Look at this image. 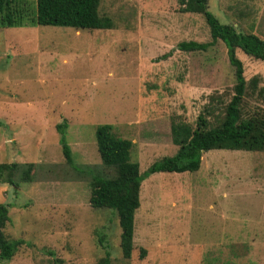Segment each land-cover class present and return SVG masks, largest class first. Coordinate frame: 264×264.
I'll return each mask as SVG.
<instances>
[{
  "label": "rangeland",
  "instance_id": "374dc122",
  "mask_svg": "<svg viewBox=\"0 0 264 264\" xmlns=\"http://www.w3.org/2000/svg\"><path fill=\"white\" fill-rule=\"evenodd\" d=\"M24 1L35 11L36 0ZM208 6L264 39V0ZM99 13L112 28L0 26V162L36 164L33 181L0 182L3 232L22 239L0 264H97L106 250L110 264H264V150L211 149L196 171L146 175L132 254L122 256L116 213L89 203L85 168L101 165L96 126L111 124L132 142L142 173L176 153L173 124L195 129L199 114L209 127L222 120L235 76L219 39L206 50L177 48L210 40L203 15L181 11L178 0H100ZM236 55L245 112L264 109V60ZM61 135L84 171L65 162Z\"/></svg>",
  "mask_w": 264,
  "mask_h": 264
},
{
  "label": "trees",
  "instance_id": "16d2710c",
  "mask_svg": "<svg viewBox=\"0 0 264 264\" xmlns=\"http://www.w3.org/2000/svg\"><path fill=\"white\" fill-rule=\"evenodd\" d=\"M183 12L200 13L209 28L210 40L198 42L183 40L177 45L181 51L206 50L218 39L225 47L229 63L234 67L233 94L224 106L222 120L215 126L198 115L197 126L191 129L186 123L172 125V139L177 151L151 163L140 173L139 165L131 160L132 142L115 135L111 124L95 128V141L101 159L99 168L86 167L90 174L89 203L93 208H107L117 215L120 227V249L124 258H130L133 250L134 214L139 207V191L143 178L155 172L196 171L201 164L203 151L211 149L264 150V109L257 107L247 113L244 110L247 83L243 75L242 61L236 49L264 60V39L253 32H244L231 23L221 22L208 6L209 0H178ZM100 0H36L35 11L24 0H0V26L57 25L79 29L112 28L107 15L99 13ZM165 56V55H164ZM252 88L256 81L250 82ZM63 125L57 127L62 130ZM65 162L75 171H84L74 164L72 151L61 135ZM34 162H0V182L15 187L22 182L33 181ZM82 167V166H81ZM9 204L0 203V263L10 260L18 250L22 239L7 238L3 232ZM143 257L145 249L140 248ZM97 264H110V253L105 251Z\"/></svg>",
  "mask_w": 264,
  "mask_h": 264
}]
</instances>
